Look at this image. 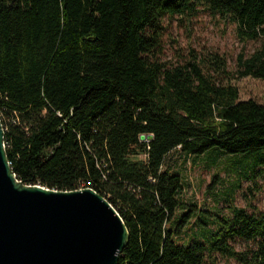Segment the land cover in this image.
Listing matches in <instances>:
<instances>
[{
  "label": "trees",
  "instance_id": "1",
  "mask_svg": "<svg viewBox=\"0 0 264 264\" xmlns=\"http://www.w3.org/2000/svg\"><path fill=\"white\" fill-rule=\"evenodd\" d=\"M198 11L259 45L233 70L194 48L163 61L165 22ZM245 77L264 79V0H0L10 167L25 184L103 196L129 234L116 264H264V212L232 198L221 215L186 205L165 163L176 149L228 154L239 177L264 183V104L239 100L232 81Z\"/></svg>",
  "mask_w": 264,
  "mask_h": 264
},
{
  "label": "water",
  "instance_id": "2",
  "mask_svg": "<svg viewBox=\"0 0 264 264\" xmlns=\"http://www.w3.org/2000/svg\"><path fill=\"white\" fill-rule=\"evenodd\" d=\"M128 238L116 210L93 189L17 179L0 120V264H116Z\"/></svg>",
  "mask_w": 264,
  "mask_h": 264
},
{
  "label": "rangeland",
  "instance_id": "3",
  "mask_svg": "<svg viewBox=\"0 0 264 264\" xmlns=\"http://www.w3.org/2000/svg\"><path fill=\"white\" fill-rule=\"evenodd\" d=\"M166 24L163 35V50L160 58L172 63L183 60L188 49L198 52H218L227 61L230 70L234 69L237 54L244 50L251 53L259 44L252 40H241L235 34L234 25L211 16L205 11H198L192 17L179 19L174 17ZM237 87L239 100L253 99L264 104V79L245 77L233 80ZM231 155L213 153L201 154L197 157L186 155L180 149L171 152L166 164L176 172H180L183 187L179 198L186 204H195L197 210L209 211L211 215L226 214L227 202L233 199V205L245 208L249 212H264V183L257 180L255 184L237 175L241 170L231 160ZM233 160V159H232ZM213 177H216L213 181ZM235 187L231 197L226 196L229 189ZM187 207L179 208L181 214ZM185 229V228H184ZM235 250L246 248L245 243L236 240L231 242ZM218 264H237L233 259L217 257Z\"/></svg>",
  "mask_w": 264,
  "mask_h": 264
}]
</instances>
